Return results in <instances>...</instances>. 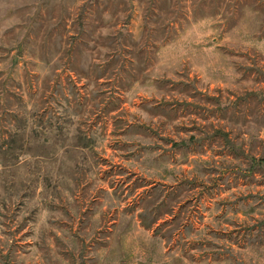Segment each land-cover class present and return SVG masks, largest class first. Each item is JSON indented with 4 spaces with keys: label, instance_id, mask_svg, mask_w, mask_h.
Returning a JSON list of instances; mask_svg holds the SVG:
<instances>
[{
    "label": "rangeland",
    "instance_id": "rangeland-1",
    "mask_svg": "<svg viewBox=\"0 0 264 264\" xmlns=\"http://www.w3.org/2000/svg\"><path fill=\"white\" fill-rule=\"evenodd\" d=\"M0 264H264V0H0Z\"/></svg>",
    "mask_w": 264,
    "mask_h": 264
}]
</instances>
